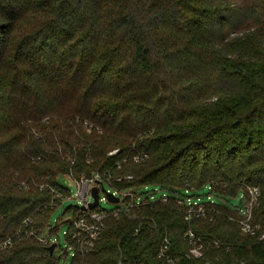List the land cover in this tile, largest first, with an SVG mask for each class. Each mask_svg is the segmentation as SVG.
Returning a JSON list of instances; mask_svg holds the SVG:
<instances>
[{
    "label": "trees",
    "instance_id": "16d2710c",
    "mask_svg": "<svg viewBox=\"0 0 264 264\" xmlns=\"http://www.w3.org/2000/svg\"><path fill=\"white\" fill-rule=\"evenodd\" d=\"M94 171L168 199L108 215L89 249L67 236L73 264H167V239L176 264H264V0H0V264L58 263L28 231L60 175ZM204 186L222 200L188 220ZM249 186L254 234L230 219ZM189 228L221 245L188 257Z\"/></svg>",
    "mask_w": 264,
    "mask_h": 264
},
{
    "label": "built area",
    "instance_id": "2783aa9c",
    "mask_svg": "<svg viewBox=\"0 0 264 264\" xmlns=\"http://www.w3.org/2000/svg\"><path fill=\"white\" fill-rule=\"evenodd\" d=\"M118 151L115 149L111 151V154H114ZM148 156L147 153L139 152L138 154L134 155L135 160H142ZM70 176L75 180L77 184V191L75 193V198L78 199L79 205H85V209L77 206L80 211L82 212L80 215L71 216L67 219H70L68 223H70V229L67 231V236L79 247L84 249H89L95 244V241L101 236L104 230V220L105 218L110 215H119V214H126L130 215L133 210L140 208L142 205L149 203L151 201H156L157 197L155 196L154 192L160 190L157 186L156 189L153 191H149L148 195H144L143 188L145 189L147 186H126L122 187L118 184H113L109 178L105 177V174L100 171H94L90 175H81L79 177L70 174ZM126 180L127 182H131L134 180L133 174L121 175L117 177V182H123ZM102 182V184H101ZM105 184H109L111 189H103ZM97 186L99 188V194H101V190L103 189L108 192H111L114 196L119 197L118 201H113L118 203V206L112 210H106L100 206L101 203V195L99 196V203L93 209L90 208L89 204L94 201L93 196V188ZM250 191L252 192V199L245 204V207H239V212L243 216L241 220L242 229L245 233L254 234L258 231L261 226L260 224H253L250 219L252 216V206L254 202L257 201L258 196L260 195V190L258 187L249 186ZM57 196L61 199L60 203H52V207L55 209L58 207L66 197L69 195H64L63 192H57ZM159 199L163 201H167L168 195L164 192ZM243 199V197H242ZM212 201L214 199H211ZM186 214L185 217L188 220H192L195 215H200L204 213L206 209V204L199 199L188 198L186 202ZM238 209V207H236ZM66 220V219H64ZM63 220V221H64ZM24 223L27 225L30 223L29 220H25ZM55 227L54 224L48 226L49 229H53ZM46 231V230H45ZM45 231L38 232L34 228H30L28 231L29 235H35L45 245H51L52 242L49 237L45 235ZM185 236L189 243V250L187 252L188 257L193 258H204L205 257V249L206 246H220L221 243L219 240L215 238H210L207 241L204 240L200 235H198L192 228H189L185 233ZM264 238V234L261 235V239ZM13 243V239L8 237L0 242V249H4L10 246ZM56 249L58 247V242ZM70 244V243H69ZM70 247L75 251V245L70 244ZM69 253V250H67ZM76 251L74 252V254ZM158 256L166 261L167 264H176L178 261V256L169 253V240L167 239L162 245L159 250ZM58 261L60 259L58 258Z\"/></svg>",
    "mask_w": 264,
    "mask_h": 264
},
{
    "label": "rangeland",
    "instance_id": "374dc122",
    "mask_svg": "<svg viewBox=\"0 0 264 264\" xmlns=\"http://www.w3.org/2000/svg\"><path fill=\"white\" fill-rule=\"evenodd\" d=\"M60 183L67 191L69 197H66L63 202L54 209L51 215V223L55 225V229L47 228L45 231V235L51 239L52 242H58V247L55 252V256H57L60 261L56 264H73V256H74V249L70 247V244L67 240V231L70 229V223H64L63 220L71 217L73 215V209L75 205L78 203V199L75 198V193L77 191V184L75 180L69 174L60 175ZM106 189H111L109 184H105ZM156 189L155 186H147L145 189L143 188L144 195H148L149 192L146 191H153ZM247 195L243 196L239 195L238 197L231 198L229 204L232 206L238 207L236 214H231L230 219L236 220L238 217L240 218L239 214V207H245V204L252 199V192L250 191L249 187H246ZM165 190H157L154 192L155 196L158 198L160 197ZM189 193L194 194V199H199L200 201H209L214 199L216 201L222 200L217 194L212 193L209 186H204L197 190H192ZM101 203L100 206L106 210H112L118 206V203L112 202L108 199L106 191L103 189L101 190ZM259 197V196H258ZM239 220V219H238ZM242 218L240 219L241 223ZM61 221V222H60ZM239 222V221H238ZM241 229H242V224ZM243 230V229H242ZM69 250V253L67 252Z\"/></svg>",
    "mask_w": 264,
    "mask_h": 264
},
{
    "label": "water",
    "instance_id": "95a60500",
    "mask_svg": "<svg viewBox=\"0 0 264 264\" xmlns=\"http://www.w3.org/2000/svg\"><path fill=\"white\" fill-rule=\"evenodd\" d=\"M101 184H102V182H101ZM103 189L105 190V187H103ZM93 196H94V201L89 204V206H90L91 209H93L94 207H96L98 205V203H99V196H100V194H99V188L97 186H95L93 188ZM107 197L112 202L119 200V197L114 196L111 192H108L107 193ZM76 206H79L82 209H85V205L76 204ZM69 221H70V219H66L63 222L64 223H68ZM56 246H57V243L56 242H54V243H52L51 245L48 246V249H49L50 253H53L54 252Z\"/></svg>",
    "mask_w": 264,
    "mask_h": 264
}]
</instances>
